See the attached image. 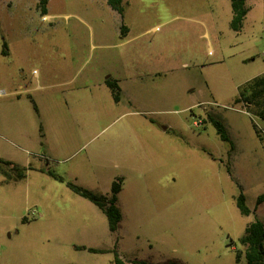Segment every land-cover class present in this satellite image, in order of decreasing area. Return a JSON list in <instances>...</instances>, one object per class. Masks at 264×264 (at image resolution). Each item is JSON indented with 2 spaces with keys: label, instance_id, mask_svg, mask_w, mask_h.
Listing matches in <instances>:
<instances>
[{
  "label": "rangeland",
  "instance_id": "1",
  "mask_svg": "<svg viewBox=\"0 0 264 264\" xmlns=\"http://www.w3.org/2000/svg\"><path fill=\"white\" fill-rule=\"evenodd\" d=\"M37 4L0 0V158L31 166L15 181L0 171V264H113L114 246L124 264H245L239 238L254 215L264 222V201L256 206L264 120L254 103L236 99L242 84L264 73V0L246 1L239 30L230 27V0H123L127 36L115 34L106 0H48V18ZM101 54L112 65L116 56L125 61L132 96L144 82L157 97L107 109L75 153H46L33 104L45 90L26 87L37 72L41 79L65 71L69 58L71 70H96ZM137 54L158 73L141 81ZM9 102L16 103L10 122ZM116 177L122 218L113 233L105 214L66 182L109 195ZM240 192L249 215L236 207Z\"/></svg>",
  "mask_w": 264,
  "mask_h": 264
},
{
  "label": "crops",
  "instance_id": "2",
  "mask_svg": "<svg viewBox=\"0 0 264 264\" xmlns=\"http://www.w3.org/2000/svg\"><path fill=\"white\" fill-rule=\"evenodd\" d=\"M108 8L117 21L115 34L121 36L120 15L110 6ZM45 10L47 11V5ZM42 16L48 18L46 12ZM125 26L127 27V31L124 36H127L129 27L126 24ZM125 41L100 45L102 47L114 46V48H117L118 46H122ZM113 60L115 62L114 65L107 63L109 61L108 57L101 54L98 56L100 68L96 70L95 68H91L78 72L69 69V66L75 63L73 59L69 58L67 64H65V71H55L54 75L45 72L41 79L39 72L36 73L34 85L27 86L25 91H31L30 89L45 90L38 97V100H34L33 104L35 109L39 110L43 123L44 132L41 145L45 148L46 153L50 154L53 151H58L61 155L62 153H75L95 137L90 133V129L96 120L100 119L107 112V109H117L121 105L125 107L126 103L133 102V100L143 102L157 97V95H153V92L157 91V87L151 86L148 83L146 85L144 82L135 86V96H132V91L124 84L126 79L123 73L126 69L125 61L121 62L119 56H116ZM136 65L140 70L139 78L141 81L144 78L149 79L158 73L153 67V61L149 60V58L140 61L139 54H137ZM108 81H116L119 85L120 99L118 101L113 99L111 90L107 85ZM51 89L55 92L54 98L48 99L46 91ZM17 91L11 90L10 94L19 95L20 91ZM15 105L16 103L9 102L8 109H10V112L6 116L9 118L11 115L9 122L12 119V115L15 114L13 113ZM27 109L30 108L27 106ZM18 114L19 117H22L24 111H19Z\"/></svg>",
  "mask_w": 264,
  "mask_h": 264
},
{
  "label": "trees",
  "instance_id": "3",
  "mask_svg": "<svg viewBox=\"0 0 264 264\" xmlns=\"http://www.w3.org/2000/svg\"><path fill=\"white\" fill-rule=\"evenodd\" d=\"M48 0H38V7L42 14H45V5ZM247 0H230L231 7V20L230 27L234 30H239L242 26V22L248 12L246 6ZM106 3L115 11L118 12L121 18L120 35L124 36L127 31V27L123 22L124 6L123 0H106ZM3 53H5L3 51ZM108 87L111 90L113 99L118 101L120 99V87L116 81H108ZM241 97L248 103H254V113L264 120V73L258 75L239 87V97L236 101H240ZM212 121L217 134L220 139L226 142H230L226 134V130L220 121L215 120L213 117H209ZM256 132L258 130L256 129ZM31 168L18 165L14 162L4 160L0 158V171L6 176L8 180H19L25 177V171ZM55 178L63 180L62 177L56 176ZM67 187L76 194L86 198L93 204H95L106 216L108 228L111 232L116 233L121 221V212L117 207L118 193L121 190L122 178L116 177L110 186L109 195L95 192L91 189L77 185L73 182L67 181ZM264 201V193L260 194L256 198V206ZM235 204L239 212L243 215H249L252 210L246 204L245 196L242 192L235 198ZM255 209H253L254 211ZM240 244L244 247L243 257L245 264H264V222L254 215L253 220L247 223L243 234L239 238ZM117 244V237L115 245ZM76 249L87 250L93 253H102L104 250L96 249L93 247H86L84 245H76ZM113 252V264H124L120 259L119 254L114 246ZM240 251L235 252V261L239 262ZM136 264H151L146 260H133Z\"/></svg>",
  "mask_w": 264,
  "mask_h": 264
}]
</instances>
